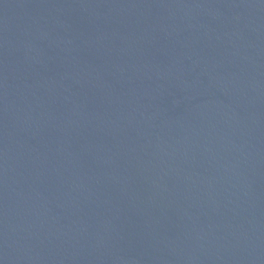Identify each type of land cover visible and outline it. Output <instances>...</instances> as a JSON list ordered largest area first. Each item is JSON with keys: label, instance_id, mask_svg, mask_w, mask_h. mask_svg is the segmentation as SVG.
I'll use <instances>...</instances> for the list:
<instances>
[{"label": "water", "instance_id": "water-1", "mask_svg": "<svg viewBox=\"0 0 264 264\" xmlns=\"http://www.w3.org/2000/svg\"><path fill=\"white\" fill-rule=\"evenodd\" d=\"M0 264H264V0H0Z\"/></svg>", "mask_w": 264, "mask_h": 264}]
</instances>
